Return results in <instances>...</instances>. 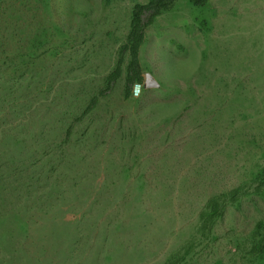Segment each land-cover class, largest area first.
I'll return each instance as SVG.
<instances>
[{"label": "rangeland", "instance_id": "obj_1", "mask_svg": "<svg viewBox=\"0 0 264 264\" xmlns=\"http://www.w3.org/2000/svg\"><path fill=\"white\" fill-rule=\"evenodd\" d=\"M149 1L0 0V264H262L264 0H178L107 92Z\"/></svg>", "mask_w": 264, "mask_h": 264}, {"label": "trees", "instance_id": "obj_2", "mask_svg": "<svg viewBox=\"0 0 264 264\" xmlns=\"http://www.w3.org/2000/svg\"><path fill=\"white\" fill-rule=\"evenodd\" d=\"M178 0H150L147 4H136L132 11L130 31L127 37L126 44L122 47L119 61L116 69L107 78V92L110 91L115 82L121 78V66L124 62L123 57L129 53L130 63L127 67V82L126 90L127 94H130L132 87L135 84H141L143 82V72L141 71L140 65V50L145 41L146 29L153 24L155 19L162 15L164 12L170 10L172 6ZM210 0H188V3L193 7H205L209 4ZM94 102H96L94 100ZM93 102V104H95ZM258 191L260 189H257ZM235 194V193H234ZM233 200H236L235 195L232 196ZM210 212L206 211L202 214V220L205 221L203 224L214 223V218L221 216L222 212L216 208H210ZM220 211V212H219ZM261 228V225L259 229ZM264 228V226H262ZM205 229V225L203 230ZM261 245V246H260ZM264 236L260 238V242L257 244L255 250L259 251V257L262 264H264Z\"/></svg>", "mask_w": 264, "mask_h": 264}]
</instances>
